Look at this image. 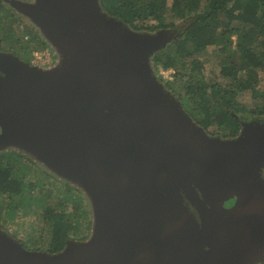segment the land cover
Returning <instances> with one entry per match:
<instances>
[{
	"label": "water",
	"instance_id": "1",
	"mask_svg": "<svg viewBox=\"0 0 264 264\" xmlns=\"http://www.w3.org/2000/svg\"><path fill=\"white\" fill-rule=\"evenodd\" d=\"M12 3L62 62L0 51V149L83 187L94 229L51 254L0 228V264H264V122L230 139L198 125L150 63L174 32H136L100 0Z\"/></svg>",
	"mask_w": 264,
	"mask_h": 264
},
{
	"label": "trees",
	"instance_id": "2",
	"mask_svg": "<svg viewBox=\"0 0 264 264\" xmlns=\"http://www.w3.org/2000/svg\"><path fill=\"white\" fill-rule=\"evenodd\" d=\"M100 3L104 12L136 32L156 34L174 30L167 44L151 56L154 75L172 90L198 125L206 130L209 126L217 127L214 132L207 130L210 135L219 134L222 139L238 137L243 128L240 112L264 122V92L259 88L260 73L264 71V0H100ZM16 16V10L6 0H0V28L5 34L10 32ZM12 38L0 33V48L7 50L1 43L15 41ZM31 38L36 39L34 35ZM40 42L39 46L45 48V40ZM212 45L218 46L219 71L208 78L199 54ZM9 50L14 52L13 48ZM161 69H171L173 79H165L159 73ZM245 93L252 95L253 107L240 99ZM23 160L31 165L36 163L20 149L0 154V216L4 213L9 219H14L19 210L44 201L46 193L41 196L44 191L48 197L53 193L51 189L45 190L48 186L39 181L41 178L28 180L33 176L31 165ZM73 188L70 182L66 183L68 198L58 203L60 207L68 202ZM74 202L76 219L71 214L56 212L53 206L44 213L51 228L48 253L62 252L80 218H88V210H79L82 199ZM0 228L4 230L1 224Z\"/></svg>",
	"mask_w": 264,
	"mask_h": 264
},
{
	"label": "rangeland",
	"instance_id": "3",
	"mask_svg": "<svg viewBox=\"0 0 264 264\" xmlns=\"http://www.w3.org/2000/svg\"><path fill=\"white\" fill-rule=\"evenodd\" d=\"M20 1L32 4L36 2V0ZM6 2L9 6L16 10L18 18L16 22L12 24V28L7 34H5V31L1 30L0 28V33L3 34V36H12V40H15L3 41L1 44L7 50H2L3 48H0V51L12 53L18 56V58H20L21 60L32 65L34 52H36L37 50H48L49 52H52L53 60L49 66L47 65L44 67H40L42 69L49 70L59 66L62 62L61 53L57 51V49L52 45V43L46 39L45 35L41 32L40 28L37 27L27 15L18 11V9L12 3V0H6ZM169 31L174 32V30ZM32 35H34L36 39H32ZM42 39H44L47 43L45 48H41L39 46L42 45V42H40ZM11 45H13V47H11ZM9 48H13L14 52L16 53L11 52ZM217 51L218 46L212 45L206 47V49H204V51L199 54L201 60L204 62L205 73L208 78L216 75L219 71V68L217 66ZM159 73L162 74L165 79H173L171 69H161ZM260 75L261 82L259 84V88L260 90H262V92H264V71L261 72ZM166 89L169 92L172 91L168 88ZM240 99L242 100V102H245L248 107H253L254 101L250 93L243 94ZM239 116L242 118L244 123H251L253 121L258 120L252 117L249 118L250 115L245 112H240ZM207 130L210 132H214L217 131V127L209 126ZM213 135L220 136L219 134ZM15 149L18 148H16V146H8L6 148L0 149V154L3 151H12ZM34 161L36 162L34 165H31L30 163L24 161L26 164L31 165V174H33V176L31 175V178H28V180L41 178L39 181L47 184L48 186L47 188H45V190L51 189L53 193L51 196L48 197L47 192L44 191V193L41 194V196L43 197V195H45L46 193L44 201H41L40 204L34 203L31 208L19 210L14 219H9L4 213H2L3 215L0 216V224L4 227V231H6L9 235L14 236L16 239L20 240V242H22L24 246L28 249L47 252L46 249L50 242L51 228L50 225L47 223L48 220L44 217V213L46 212L49 206H53L56 212H65L67 214H71L70 216L73 217V219H76L77 210H75L74 205H76V203L74 201L82 199L83 204L80 205L81 207H79V210H88L89 216L87 219L86 217H83L82 219L80 218V224L77 226V230L75 229L73 232L71 231V239L74 238L75 241H87L91 239V237L93 236L94 229V215L91 199L88 193L85 191V189H83V187H80L78 184L73 185L71 183L74 186V188L71 190L72 196L69 197L70 199L67 200L68 202H64L63 207H60L58 203L61 202V200L63 201V199L67 197V193L65 192V185L70 181L66 178L61 177L58 173L50 169L41 160L34 158ZM258 173H255L254 177L256 175L257 178H262L264 180V166L260 169V172ZM229 188H234L231 182L224 183L223 185H221V194L226 195L227 189ZM224 201V206L226 208H230L234 207L238 200L235 196L228 195ZM82 238H84V240H80Z\"/></svg>",
	"mask_w": 264,
	"mask_h": 264
},
{
	"label": "built area",
	"instance_id": "4",
	"mask_svg": "<svg viewBox=\"0 0 264 264\" xmlns=\"http://www.w3.org/2000/svg\"><path fill=\"white\" fill-rule=\"evenodd\" d=\"M53 60L52 52L48 50H37L34 52L32 63L38 67L49 66Z\"/></svg>",
	"mask_w": 264,
	"mask_h": 264
},
{
	"label": "flooded vegetation",
	"instance_id": "5",
	"mask_svg": "<svg viewBox=\"0 0 264 264\" xmlns=\"http://www.w3.org/2000/svg\"><path fill=\"white\" fill-rule=\"evenodd\" d=\"M242 122H243V120H242ZM244 129V122H243V128H242V130Z\"/></svg>",
	"mask_w": 264,
	"mask_h": 264
}]
</instances>
